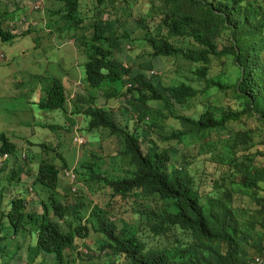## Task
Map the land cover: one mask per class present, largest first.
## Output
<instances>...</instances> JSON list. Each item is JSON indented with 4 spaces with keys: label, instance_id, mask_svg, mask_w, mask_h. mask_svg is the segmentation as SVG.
<instances>
[{
    "label": "clouds",
    "instance_id": "obj_1",
    "mask_svg": "<svg viewBox=\"0 0 264 264\" xmlns=\"http://www.w3.org/2000/svg\"><path fill=\"white\" fill-rule=\"evenodd\" d=\"M50 1L0 0L1 27L14 35L11 41L0 36V69L5 74L14 78L6 70L25 39L41 49L47 41L54 45L47 73H27V79L14 88L17 92L36 88V99H26L23 111L17 102L23 95L6 99V117L15 118L18 128H32L33 135L17 136L19 142H14L1 133L14 144L16 156L0 155V168L7 172L18 167L22 173L19 184L0 185V264H10L2 255L7 247L4 230L8 237L21 232V240L29 231V248L36 244L37 230L48 225H27L14 232L7 221L11 202L18 196L25 201V213H42V199L33 186L42 162L51 163L57 172L55 193L61 204L71 210L80 205L76 212L81 218L76 225L72 222L70 243L62 249L59 262L47 252L29 262L27 248L24 264L46 257L54 264H264V177L256 170L264 167L252 164L251 169L253 157L240 152L253 139L245 118L264 120L246 112L248 95L240 89L245 66L232 35L230 44L219 49L220 35L211 31L213 47L208 52L178 28L156 36L165 17L159 11L157 26L144 25L153 36L145 39V32L133 39L127 29L119 33L117 20L100 16L112 0H81L80 7L65 0H53L55 5L50 6ZM25 2L28 9L11 19L15 4ZM261 5L264 12V2ZM33 11L42 14L39 24L31 16ZM100 23L111 38L104 46L112 44V58L129 72L122 74L121 81L92 86L86 64ZM190 40L195 44L190 45ZM136 41L145 46L134 57L130 51L136 50ZM71 56L83 58L78 74L64 71L59 77L51 65ZM258 58L263 70L264 49ZM228 59L234 63L235 74H226ZM6 77L0 78V91L7 85ZM53 79L64 87L65 111L39 109L38 102L46 97L45 87ZM182 96L185 101L179 99ZM90 107L103 109L101 116L108 120L100 119L98 127L89 129L85 110ZM43 131H50L51 138ZM88 135L97 140L90 142ZM32 137L36 143L29 141ZM24 175L30 184L24 183ZM4 178L2 173L0 181L5 182ZM28 201L40 211H27ZM94 210L99 221L91 219ZM49 217L53 220L51 212ZM62 231H68L67 226ZM109 256L116 260L108 263Z\"/></svg>",
    "mask_w": 264,
    "mask_h": 264
},
{
    "label": "trees",
    "instance_id": "obj_2",
    "mask_svg": "<svg viewBox=\"0 0 264 264\" xmlns=\"http://www.w3.org/2000/svg\"><path fill=\"white\" fill-rule=\"evenodd\" d=\"M65 2L75 7H80L81 4V0H65ZM150 2L165 15L163 24L160 22L156 30V36L164 34L165 31L171 33L178 28L181 33L192 36L199 43L200 48L208 52L213 47L210 32L213 31L215 35H220L223 29H230L232 44L238 48L240 53L238 58L243 60L242 64L245 66L246 76L240 84V89L248 95L246 112L251 115L257 113L264 120V69L261 70L258 58V54L264 49L263 6L255 5L257 0H150ZM107 31L106 25L101 23L96 25L93 51L86 64L87 80L92 86H100L103 81H121L122 74L129 72L119 60L112 58L110 49L112 44L110 43L108 47L104 46V41L111 42L110 35H106ZM0 36L3 41H11L14 37L9 31L5 32L2 29L1 22ZM152 36L151 31L148 30L145 39ZM114 43L119 44L116 40ZM231 52L237 54L236 49ZM230 82L231 84L236 83L231 80ZM63 89L62 83L53 79L51 84L47 88L45 87L47 94L38 102L39 109L65 111ZM179 99L185 101V96L179 97ZM103 111L101 108L92 107L85 110V113L90 117L89 129L98 127L100 119L108 120L101 116ZM248 138L247 134L246 139L248 140ZM0 142V155L8 153L11 156H16L14 144L9 142V139L3 134H0ZM249 167L253 169L252 163ZM256 170L260 177H264V169ZM5 171L4 167L0 168V177L2 173H5V182L0 181V185L12 182L19 184L22 173L20 168ZM56 175L57 172L51 163L42 162L40 164L38 176L33 183L36 194L42 199L40 215L36 212L25 213V201L21 196L11 202L7 214L8 224L14 232L24 230L27 225L40 227L48 224L43 229L37 230L36 244L28 248L29 262L39 254L46 252L52 254L54 260L59 262L62 249L70 243L72 222H75L74 225H76L81 218L79 212H76V209L81 207L80 205L71 210L59 201L55 193ZM50 212L53 220L49 217ZM91 219L99 221V213L94 210L91 213ZM66 226L68 231H62L66 229Z\"/></svg>",
    "mask_w": 264,
    "mask_h": 264
},
{
    "label": "rangeland",
    "instance_id": "obj_3",
    "mask_svg": "<svg viewBox=\"0 0 264 264\" xmlns=\"http://www.w3.org/2000/svg\"><path fill=\"white\" fill-rule=\"evenodd\" d=\"M125 1V2H124ZM254 1V0H253ZM264 2V0H257L255 5H260ZM130 7L134 8H129ZM245 3V1H244ZM104 11L106 14H100L102 16V19L105 17H109L113 20H117L119 23V33H122L124 29H127L131 32V36L133 39L140 38L144 35L146 32V28H144V25L148 26L149 28L153 29L155 26H157V23L159 22L161 15L159 12V9L157 6L153 5L150 0H112L106 7H104ZM62 19V16H61ZM89 21H87L88 23ZM42 28V25L39 27ZM71 29L74 32L75 31V25L72 23ZM90 31L87 30V34H89ZM230 31L228 29H223L222 33L220 34V37L217 39L219 49H222L230 44L231 40L228 36H231L232 34H229ZM190 45L195 44L194 40H190ZM127 43V40H123V45ZM136 46L135 49L130 51L131 54H134L133 56L136 57L137 55L141 54L139 50H143L145 43L144 42H135ZM50 47H54V45L47 41L42 46V51H47ZM129 48H125V52L129 53ZM136 52V53H135ZM161 59L165 60L166 57L160 56ZM16 63L19 64V67L11 66L6 71L7 72H18L17 75H13V78L10 76V73L5 74V69H0V78H2V75L7 76L6 81L7 85L0 91V134L3 133L7 137H11L14 142H19V139L17 136H21L22 138H28L31 135H33L32 128L24 129V128H18L17 120L13 117H6L5 113V104L7 102L6 99H10V97L13 95V90L16 85L20 83V80H26L27 79V73H34L35 70L38 69V65H34L32 62V57L25 58V59H17ZM83 63V58L81 56H71L68 59H61L60 62H56L55 64L51 65V68L53 70L58 71V76L63 77L64 71H68L71 75L76 76L79 72L78 66ZM229 64V71L226 72V74H235V66L232 60L228 59ZM217 69V67L213 68ZM17 78V79H16ZM4 96V97H3ZM28 99L26 95H23L19 98L17 101L20 105V110H24V103ZM196 97H193L189 101L196 100ZM55 113H59L56 111ZM245 121L248 125V129L251 132L253 139L249 142L247 145L241 146V153H246L251 155L252 158V164L256 167H264V122L259 119L258 116H248L245 118ZM42 135H46L48 138H51V132L50 131H43ZM97 140L96 136L88 135V140L91 142L92 140ZM31 143H36L37 139L35 137H32L29 139ZM106 144H108V141H106ZM70 150V149H69ZM221 151V150H220ZM240 153V154H241ZM221 159L223 162H226V155L223 151H221ZM226 167L230 169V167L225 163ZM231 170V169H230ZM24 183L30 184L31 179H29L26 175H24ZM240 180L242 181V178L239 176ZM109 193V192H108ZM33 201V200H32ZM32 202L28 201V206L26 207L27 211H40L39 207H33ZM2 235L6 237V240L4 243L7 245L5 251V254L2 251V255H4L5 261L10 260V264H24L25 263V255L27 253V248L31 243V233L29 231H26L24 234V238L22 239V233L19 232L15 236H9V233L7 231H3ZM18 243V245H17ZM16 245L18 252L16 253ZM16 254V255H15ZM21 256V258H18ZM13 259V260H11ZM116 258L113 256H109L107 259L108 263H111L115 261ZM34 264H54L51 257H46L44 259H37ZM87 264V263H85Z\"/></svg>",
    "mask_w": 264,
    "mask_h": 264
},
{
    "label": "crops",
    "instance_id": "obj_4",
    "mask_svg": "<svg viewBox=\"0 0 264 264\" xmlns=\"http://www.w3.org/2000/svg\"><path fill=\"white\" fill-rule=\"evenodd\" d=\"M50 6H54L55 2L52 0L49 2ZM27 3L25 2L23 6L18 5V3L15 4V9L12 12L11 19H15L16 15L20 12H23L27 10L28 8ZM31 16L34 21H36L37 24L41 22L42 14L38 11H33L31 13ZM49 53L42 51V49L38 46V44L31 42L29 39H25L22 45V49L16 51L12 56L11 59L13 62L11 63V66L18 65L17 63L14 64V60L17 57L22 58H29L32 57V62L35 65H38V69L34 71L33 76H42L43 74H46L48 71V65H49V59L54 55V49L50 47L48 49ZM58 59L62 57V54L57 55ZM14 75V72L12 73ZM14 80V78H13ZM18 95H27L28 99H36L38 96V93L36 92V88L32 89L31 91L25 90L23 92H17L13 90V95L10 97L11 99L15 98ZM40 95L42 93L40 92ZM12 105V103H10ZM81 123V121H80Z\"/></svg>",
    "mask_w": 264,
    "mask_h": 264
},
{
    "label": "bare ground",
    "instance_id": "obj_5",
    "mask_svg": "<svg viewBox=\"0 0 264 264\" xmlns=\"http://www.w3.org/2000/svg\"><path fill=\"white\" fill-rule=\"evenodd\" d=\"M157 34V33H156Z\"/></svg>",
    "mask_w": 264,
    "mask_h": 264
}]
</instances>
